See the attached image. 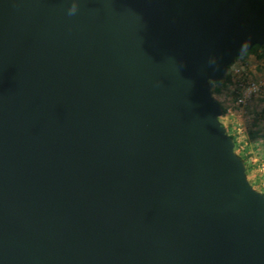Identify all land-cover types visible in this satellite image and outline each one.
I'll list each match as a JSON object with an SVG mask.
<instances>
[{
	"label": "water",
	"instance_id": "obj_1",
	"mask_svg": "<svg viewBox=\"0 0 264 264\" xmlns=\"http://www.w3.org/2000/svg\"><path fill=\"white\" fill-rule=\"evenodd\" d=\"M0 0V264H264V193L211 83L264 0Z\"/></svg>",
	"mask_w": 264,
	"mask_h": 264
},
{
	"label": "rangeland",
	"instance_id": "obj_2",
	"mask_svg": "<svg viewBox=\"0 0 264 264\" xmlns=\"http://www.w3.org/2000/svg\"><path fill=\"white\" fill-rule=\"evenodd\" d=\"M226 75L227 83H215L211 87L212 96L225 109L219 120L244 151L248 181L264 193V51L256 50L235 59ZM251 81L261 83L259 93L246 104L236 105Z\"/></svg>",
	"mask_w": 264,
	"mask_h": 264
},
{
	"label": "trees",
	"instance_id": "obj_3",
	"mask_svg": "<svg viewBox=\"0 0 264 264\" xmlns=\"http://www.w3.org/2000/svg\"><path fill=\"white\" fill-rule=\"evenodd\" d=\"M256 50H262L264 51V44L262 46H253L248 52H246L245 55H247L248 53L254 52ZM262 57V56H261ZM229 77L228 75L225 76L224 79H222L219 82H212L211 83V87L215 84V83H227ZM212 93V92H211ZM222 108V114H225V109L223 107ZM220 121V120H219ZM222 124V123H221ZM227 134L232 138L233 144H234V151L235 153L240 157V159L244 162L245 166H246V170H247V161H246V156L244 155V151L240 150L239 144L236 141V138L234 136H232L230 133L227 132ZM247 175V174H246ZM250 183V182H249ZM251 185V183H250ZM252 186V185H251Z\"/></svg>",
	"mask_w": 264,
	"mask_h": 264
},
{
	"label": "built area",
	"instance_id": "obj_4",
	"mask_svg": "<svg viewBox=\"0 0 264 264\" xmlns=\"http://www.w3.org/2000/svg\"><path fill=\"white\" fill-rule=\"evenodd\" d=\"M260 84H261L260 82L251 81L247 85V87L244 90V92L242 93V95L237 99L236 105L242 106V105L246 104V102L248 100H250V98H252L256 94H258L260 91ZM226 111L230 112V109H227Z\"/></svg>",
	"mask_w": 264,
	"mask_h": 264
},
{
	"label": "clouds",
	"instance_id": "obj_5",
	"mask_svg": "<svg viewBox=\"0 0 264 264\" xmlns=\"http://www.w3.org/2000/svg\"><path fill=\"white\" fill-rule=\"evenodd\" d=\"M78 8H79L78 0H72L71 6L69 7L67 14L69 16L75 15L78 11Z\"/></svg>",
	"mask_w": 264,
	"mask_h": 264
}]
</instances>
